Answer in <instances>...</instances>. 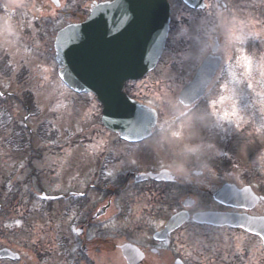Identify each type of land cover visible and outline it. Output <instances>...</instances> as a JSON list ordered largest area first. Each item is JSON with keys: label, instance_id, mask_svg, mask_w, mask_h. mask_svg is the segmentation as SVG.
Segmentation results:
<instances>
[{"label": "rangeland", "instance_id": "rangeland-1", "mask_svg": "<svg viewBox=\"0 0 264 264\" xmlns=\"http://www.w3.org/2000/svg\"><path fill=\"white\" fill-rule=\"evenodd\" d=\"M61 1L66 5L65 11L69 13L62 19L49 11L51 4L48 0H0V11H2L0 12V49L10 57L15 73L22 75L26 72L22 79H27L26 86L34 92L35 97V106L31 111L26 110L21 102L18 103L21 106L12 103L10 107L2 98L0 107L2 110H11L15 122L20 126L25 122L27 128L34 129L37 135L48 132L58 140V142L48 141L47 148L46 144L37 142L39 144L35 143L37 155L18 158L19 156L14 157L12 149L6 146L8 135L4 136L0 131V186L13 182L18 184L29 178L30 183H39L43 186L48 195L57 194L56 189L64 191L66 188L79 187L81 191H88L92 184H98L94 172L100 166L99 157L102 158L107 150H111L116 159H121L119 164L113 163L110 168L108 167L112 175L119 171L140 172L149 168L170 170V165L180 159V145L169 143L165 137L182 127L185 121L190 120L191 127L188 132L191 134V139L187 142L200 144L202 154L199 158L189 159L188 167L192 179L188 182L197 181L199 185H189L187 180L182 178L181 182L178 181L179 187L181 186L180 192L176 190L172 197L166 196L164 200L171 203L182 202L187 196H192L196 199L197 205L194 211H201L217 207L212 201L211 194L225 182H233L238 186L246 185L247 182L250 183L247 185L253 187L257 193H262L264 130H258L259 133L254 129L256 128L254 125L245 127L234 120L229 121L228 117L232 113H237L235 110L237 104V106L241 104L261 107L262 112L259 111L258 114L261 113V128L264 129V44H261L264 43L261 41L264 33L255 34L264 28V16L261 15L264 8H261L260 12L256 10L264 4L263 1L250 3L249 6L250 0H239L241 8H232L225 14L213 12L207 17L191 15L185 7L180 6L179 1L175 2L168 45L157 69L144 80L129 84L126 88L132 96L156 108L160 113V127L155 138L139 146L127 145L116 135H110L101 125L102 107L96 97L76 94L59 79V67L53 50L54 36L61 26L82 18L86 14L87 7L96 0ZM38 2L45 8L39 12L35 9V4ZM4 4L8 6L7 12L3 8ZM13 11H15L14 19V16L9 14ZM233 14L242 19L251 16L256 21L254 28L247 30L253 33L246 37L254 42L251 48L243 44L246 39L237 46H229L227 43L222 21ZM50 16L53 17V23L50 22L51 25L53 24L52 28L45 35L41 34L40 27ZM38 17L41 20L34 21ZM30 18L32 22H29ZM215 38H219L221 44L219 54L225 59H233V56L236 59L228 71L221 75L211 95L201 103L199 109L181 121L180 113L183 108L178 100L179 93L195 74L199 62L211 51ZM247 43L251 44L250 41ZM242 54H246L252 61L251 78L246 75L248 69L240 62ZM15 73L12 72L11 78L0 73V89L4 93L18 92L22 97L26 86L23 88L18 86L19 78ZM235 94L237 96H234ZM222 97H224L223 103L220 102ZM228 100H236L237 104L231 107L233 104L227 103ZM230 107L231 109L227 110ZM213 113L220 114L221 119ZM226 113L227 118H225ZM26 117H28L27 121H25ZM11 122H13L12 115L0 109V124ZM208 128L210 130L207 132L210 135L206 136L204 129ZM256 132L259 134H255ZM51 137L48 139L52 140ZM217 160L222 164L224 161L231 163L232 160L234 170L228 173L219 170L218 176L211 174V170L215 169L211 164ZM132 161L136 163L133 164ZM211 161L212 163L209 164ZM204 163L209 165L210 171L203 168ZM25 169L26 171L21 173ZM197 170L204 172L202 177L197 178L194 175ZM251 170L254 171L250 172ZM177 178L180 180L179 177ZM30 183L28 185L31 187ZM185 183L187 185H184ZM171 190L173 192V189ZM26 195L28 194L23 193L21 196L28 198ZM150 198L149 194L142 197L143 200ZM95 202L98 203V199ZM22 206L25 205L21 203L19 207ZM41 208H45L47 212V203ZM41 208L37 209L40 215L29 217L24 229L9 224L13 231L18 233L13 236L14 241L11 239L8 244L19 252H25L26 260L38 261V258L39 260L43 258L42 261L48 262L46 255L35 251L33 244L37 243L39 251L44 248L53 252L50 255H53L56 264H60L61 256L57 252V242H52V234L51 239H47L51 221L44 217L46 215ZM166 210L169 214L174 212L169 207ZM258 211H264V205ZM75 217L69 214L65 223L62 221L61 225L57 223L58 227L66 233L73 234V231L80 227ZM30 228L31 233H34L28 237ZM231 233L233 232L221 233L198 229L192 234L190 238L196 246L197 262L209 263V257H215L218 262L214 260L212 264H231V259L235 258L241 264H264V246L261 241H251L250 238L241 235L235 237ZM22 242L28 245L27 248L21 244ZM204 246H209V250L202 251ZM208 252L215 255H210ZM58 256L60 259H57ZM166 259L168 260L167 257Z\"/></svg>", "mask_w": 264, "mask_h": 264}, {"label": "water", "instance_id": "water-1", "mask_svg": "<svg viewBox=\"0 0 264 264\" xmlns=\"http://www.w3.org/2000/svg\"><path fill=\"white\" fill-rule=\"evenodd\" d=\"M115 2L93 6L86 22L70 25L58 33L55 49L59 75L73 91L93 93L97 97L103 106V123L108 129L120 133L123 139L127 135L129 141H140L150 136L158 115L155 110L131 99L125 93V85L128 81L142 79L156 67L170 30V6L167 0H124V7H107ZM218 68L217 59L208 58L194 81L183 89L181 102L189 106L196 103L205 94ZM138 119L139 133H129L127 126ZM158 176L172 180L167 173ZM215 197L247 209L263 200L251 188L239 190L234 185L225 186ZM189 201L192 206L193 201ZM187 218L184 213L178 214L168 228L180 226ZM195 220L243 227L264 240V218L202 213L197 214Z\"/></svg>", "mask_w": 264, "mask_h": 264}, {"label": "flooded vegetation", "instance_id": "flooded-vegetation-1", "mask_svg": "<svg viewBox=\"0 0 264 264\" xmlns=\"http://www.w3.org/2000/svg\"><path fill=\"white\" fill-rule=\"evenodd\" d=\"M169 1L172 3L174 0ZM204 3L205 8L203 10H191V12L195 15L207 16L216 12V10L221 12L219 8H226V11L229 12L233 6L230 0H204ZM108 177L115 178L111 180L110 185L106 188L91 186L88 191H81L79 187L66 188V190L61 192L56 189L58 193L52 196H60L61 198L49 200L52 204V206L50 204L48 206V209L50 208L48 215L51 222H63L65 219H68V215L70 214V216H76L75 219L80 226L81 232L80 234L77 232L76 239L78 250L75 252L74 258L67 255L62 264H209L210 262H197L196 246L190 236L198 229L236 231L228 227L199 226L190 221L169 235L165 242L156 241L154 240V234L163 227L162 221L167 214L165 206H169L171 209H177L178 207L182 210V203L141 200V196L144 193H149L147 189L150 190L152 195L164 192V184L149 182L145 185L133 186L130 176L117 177L116 175H109ZM179 178L180 180L177 178V181L181 182L182 177ZM121 183H124V187L119 186ZM188 184L198 186L197 181H190ZM100 189L103 192L97 191ZM132 191L135 194L133 196L131 195ZM31 192L33 203L36 205H39L41 202L39 199L40 195L43 198L48 195L45 188L37 184L32 188ZM96 199H98V203L95 202ZM14 202L15 198H12L10 203L13 204ZM103 202L108 205V209L104 214L99 215ZM1 205L3 208L0 212V250L9 248L13 252H18L21 258L20 260L13 261L9 258L0 257V264H51L53 255L51 256L50 254L52 252L45 251V253H41L46 255L48 262H41L43 258L39 260L38 257V261L35 259L29 261L26 260L24 253H20L8 244V241L11 239L14 241L13 236L16 232L10 231L11 229L7 227L6 223L17 219L19 214L13 210V207L8 208L4 203ZM209 210L221 212L234 211L233 209L223 207L220 209L212 208L206 211ZM190 212L193 214L197 211L190 210ZM258 215H264V213H259ZM51 222L50 224L53 226ZM52 231L53 228L51 229ZM239 231L244 233L243 235L251 237V235L244 231ZM65 238L63 234L56 235V239L60 241L58 245L68 253L69 243L64 241ZM49 239L50 236H48ZM127 244H131L136 248V252L132 249H126L127 254L128 252L131 253L128 255V258L125 256V249H123ZM34 249L36 252L39 251L36 246ZM191 254L192 256H190ZM236 263L240 264L235 258L232 264Z\"/></svg>", "mask_w": 264, "mask_h": 264}, {"label": "clouds", "instance_id": "clouds-1", "mask_svg": "<svg viewBox=\"0 0 264 264\" xmlns=\"http://www.w3.org/2000/svg\"><path fill=\"white\" fill-rule=\"evenodd\" d=\"M255 24L256 21L251 16H249L247 19H242L236 14H233L231 17H226L222 21V27L224 28L225 38L229 46H237L243 43L247 35L253 34L251 32H247V30L249 28H254ZM261 33H264V28L260 29L255 34ZM213 115L221 119L220 114L213 113ZM190 127V120L185 121L182 127L170 132L165 137L169 143L180 145V159L176 160L170 165V170L174 175L177 177H182L184 180L192 179V173L188 167L189 159L191 157L199 158L202 154V146L200 144L187 142L189 139H191V134L188 132ZM203 168L210 171L209 165L207 163L203 164Z\"/></svg>", "mask_w": 264, "mask_h": 264}, {"label": "snow or ice", "instance_id": "snow-or-ice-1", "mask_svg": "<svg viewBox=\"0 0 264 264\" xmlns=\"http://www.w3.org/2000/svg\"><path fill=\"white\" fill-rule=\"evenodd\" d=\"M54 2H56L57 3V6H59L58 0H54ZM97 7H99V6H97ZM107 7H117V8L124 7V0H116L115 4H109V5H107ZM3 8H4V10L6 12L8 11L7 4H4L3 5ZM9 14L11 15L13 13H9ZM124 19H127V16H125ZM240 62L242 64H244L245 67L248 69V72L246 73V75H248L249 78H251V70H252V61H251V59L246 54H242V57H241V61ZM223 101H224V97L221 98V101L220 102L223 103ZM213 108H215V104H213ZM233 115H235V113H233ZM225 118H227V113L225 114ZM138 123H140V120L139 119H138L137 122L128 125L127 126L128 127V132L129 133H136V134H138L139 131H140V129L137 127V124ZM124 139L127 140V139H129V137L126 135L124 137ZM132 163L135 164L136 161H132ZM109 175H111V173H109Z\"/></svg>", "mask_w": 264, "mask_h": 264}, {"label": "trees", "instance_id": "trees-1", "mask_svg": "<svg viewBox=\"0 0 264 264\" xmlns=\"http://www.w3.org/2000/svg\"><path fill=\"white\" fill-rule=\"evenodd\" d=\"M9 127H10L9 125L3 126L2 129H1L2 132H4L5 134H7V130L6 129L9 128ZM16 127L18 128L17 125H16ZM18 132L21 134V132H23V128H21V131L19 129H17L16 132H15V136L18 135Z\"/></svg>", "mask_w": 264, "mask_h": 264}]
</instances>
